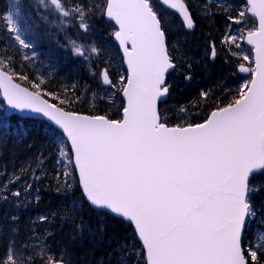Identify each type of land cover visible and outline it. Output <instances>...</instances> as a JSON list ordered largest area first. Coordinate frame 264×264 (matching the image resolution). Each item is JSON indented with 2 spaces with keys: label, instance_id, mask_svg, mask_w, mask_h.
<instances>
[{
  "label": "snow or ice",
  "instance_id": "snow-or-ice-1",
  "mask_svg": "<svg viewBox=\"0 0 264 264\" xmlns=\"http://www.w3.org/2000/svg\"><path fill=\"white\" fill-rule=\"evenodd\" d=\"M162 3L178 9L188 29L194 27L183 0ZM39 4L61 22L75 17L80 29L88 31L91 10L85 5L68 7L64 0H39ZM246 5L237 17L228 19L241 24L248 13L258 17V27L246 36L253 46L255 68L239 66L252 78L201 123L170 127L162 120L157 105L169 92L166 74L175 63L151 0H106L105 14L118 26L114 37L128 71L127 77H120L126 98L122 119L83 115L49 103L39 91L13 83L5 70L10 58L0 57V90L7 105L40 113L62 130L70 141L86 200L134 224L147 264H264V247L244 246L249 224L264 217V206L253 200L262 186L250 184L253 174L264 173V0H246ZM18 15V8L10 10L0 15V21L3 30L27 48L31 45L23 38L26 26ZM237 38L245 39L243 33L227 37L233 44ZM72 45L76 55L85 54L84 46L75 41ZM88 51L98 54L99 49L92 46ZM216 55L212 46V58ZM242 59L247 61L249 56ZM101 78L115 87L106 69ZM60 155H66L63 148ZM12 195L19 197L20 192ZM27 251L11 243L0 264H34L22 255ZM41 251L48 253L43 257L46 264H64L62 256L46 246Z\"/></svg>",
  "mask_w": 264,
  "mask_h": 264
},
{
  "label": "trees",
  "instance_id": "trees-1",
  "mask_svg": "<svg viewBox=\"0 0 264 264\" xmlns=\"http://www.w3.org/2000/svg\"><path fill=\"white\" fill-rule=\"evenodd\" d=\"M185 1L196 22L194 32L186 31L177 15L158 0H151L175 63L167 78L168 100L160 105L162 120L168 126L203 122L216 107L237 95V87L250 80L235 69L242 61L240 49L227 39L241 30L228 17H237L238 7L245 2L197 0L198 12L190 0ZM64 2L68 7L83 4L91 10L86 20L88 29L95 47L99 40L102 42L94 61L87 65L67 51L68 27L55 18L56 13L43 11L37 0H0V15L18 8L17 19L26 26L23 38L31 45L25 55L8 45L11 36L0 21V57L11 61L5 70L20 84L69 111L119 120L124 106L120 77H126V71L113 41L116 28L104 18L106 0ZM249 25L241 32L251 30ZM212 46L219 53L213 61ZM103 68L115 87L102 86ZM35 84L40 87L35 88ZM48 92L56 95L48 96ZM61 148L65 156L60 155ZM15 177L19 179L10 182ZM250 184L262 186L253 200L257 206H264V173L254 175ZM16 191L19 198L12 195ZM4 195L7 199L2 198ZM40 217L46 219L41 221ZM261 237L264 217L249 224L244 246L264 241ZM11 243L17 250L27 247L22 255L31 257L34 264H46L43 257L48 253L41 251L45 246L62 256L66 264H146L132 226L85 201L64 136L40 119L5 117L0 95V259Z\"/></svg>",
  "mask_w": 264,
  "mask_h": 264
},
{
  "label": "rangeland",
  "instance_id": "rangeland-1",
  "mask_svg": "<svg viewBox=\"0 0 264 264\" xmlns=\"http://www.w3.org/2000/svg\"><path fill=\"white\" fill-rule=\"evenodd\" d=\"M37 2H38V5L40 6V8H41L43 11H50V10H45V9L43 8V6H41V5L39 4V0H37ZM190 3H192V4L194 5V8H195V9H198V10H199L198 12H201V11H200V8H197V7H196V5H197V0H190ZM195 4H196V5H195ZM246 6H247V5L245 4L243 7L240 8V7H238V6L236 5V7H238L239 10L244 9ZM55 18L58 19V20L60 21L61 24H64L66 27H68V31H69L70 37L68 38V40H67V44H66V49H67V51H71V52L74 54V56L76 55L75 52H74V50H73L72 41H75L76 44H78V45H82V46H84V48H85V54H84L83 56H77V55H76V56H77L78 58H80V59L82 60L83 63H85V64H87V65H90V64L94 61V59L96 58V55H97V54H90L89 51H88V49H89L90 47L95 46V40H94V37L91 35V34H92L91 31H89V29H88L87 32L81 30L80 27H79V20L76 19L75 17L66 18V19L64 20V22H61V19L58 18V15H57V14L55 15ZM252 22H255V20H254L252 17H250L249 15H247V16L244 18V22H243V23H241V24H234L235 27L241 28V30L236 31V33H234V35H232V36L239 37V35H237V34H239V32H241V31L244 29V27L246 26V24H250V25L248 26V29H252ZM231 23H232V22H231ZM241 33H243V32H241ZM241 33H240V34H241ZM245 34H247V32H246ZM245 34L243 33L244 37H245ZM244 41H245V39H239V38H237V41H236V43H235L236 46L239 45L238 48L240 49V55H241V60H242L240 63H238V64L235 66V69H237L238 66L241 65V64H243V65H245V66H247V67H249V68H251V69H254L253 64H252V62H253V58H252V51H251V48L248 47V46L245 44ZM10 44L13 45L15 48H17V49H18L20 52H22L24 55L28 53V52H27V48H25V47H23L22 45H20L17 41H15V40L12 38V36H11V40H10V42H9L8 45H10ZM5 45H6V44H5ZM8 45H7V46H8ZM7 46H6V47H7ZM55 46H57V45H55ZM99 46H102V42H101L100 40H99L98 44L96 45V48H99ZM4 48H5V47H4ZM0 50H1V49H0ZM64 50H65V47H64ZM216 53L219 55L218 52H216ZM210 54H211V51H210ZM244 55H248V56H249V60L244 61V60L242 59V56H244ZM215 58H216V57H215ZM34 60L37 61V60H38L37 57H34ZM227 62H228V61H227ZM227 62H226V63H227ZM228 68H231V66H228ZM195 83H196V82H195ZM237 88L239 89V87H237ZM256 243H259L262 247H264V241H259V240H257Z\"/></svg>",
  "mask_w": 264,
  "mask_h": 264
},
{
  "label": "water",
  "instance_id": "water-1",
  "mask_svg": "<svg viewBox=\"0 0 264 264\" xmlns=\"http://www.w3.org/2000/svg\"><path fill=\"white\" fill-rule=\"evenodd\" d=\"M159 1L162 3V0H159ZM245 1H246V0H245ZM183 2L186 4V2H185L184 0H183ZM162 4H163V3H162ZM165 6H166L167 8H169V9H171V7H170L169 5H165ZM186 6H187V4H186ZM187 8H188V10H189V7H188V6H187ZM171 10L177 13V15L180 17V19H181V21H182V23H183V25H184V27H185L186 30H188V31H193V30H195V28H196V23H195L193 17H192V19H193V21H194V27H193L192 29H188V28L185 26L184 22H183V16H182V14L179 12V10H178V9H171ZM189 12H190V10H189ZM190 13H191V12H190ZM248 14L256 20V22H257V27H258V17H254L251 13H248ZM191 16H192V14H191ZM105 19H106L107 21H109V22H112V23L117 27V30H118V26L115 24V22H114L113 20H111L110 18H108V17L106 16V14H105ZM246 36H247V35H246ZM246 36H245V41H244V42H245L246 45H248L249 47H251V48H252V51H253V46L247 43ZM113 39H114L115 43L118 45V47H119V49H120V53H121V56H122V58H123L124 68H125V70H126V72H127V75H128L127 64H126V61H125V59H124V53H123V50H122L121 46L119 45V42L115 39L114 36H113ZM79 56H80V55H79ZM212 59H213V58H212ZM254 60H255V54H254V51H253V62H254ZM244 67H247V66H244ZM247 68H248V67H247ZM254 68H255V63H254ZM238 69H239V67H238ZM172 70H173V69H170L169 72L166 74V81H167V76H168V74H169L170 72H172ZM103 71H104V70H103ZM240 72H241V71H240ZM241 73H243V74H249V72H241ZM13 83H17V84H19L21 87L26 88L25 86H23V85H21L19 82H17L14 78H13ZM102 83H103V82H102ZM103 85H104L105 87H111V85H107V84H104V83H103ZM29 91H32V90L29 89ZM0 92H1V97H2V99H3V101H4V104H5V107H4V115H5L6 117H11L12 115H16V116H19V117H22V118H36V119H42V120L46 121L48 124H50L51 126H53V127H55L56 129H58L60 132H62V130H60V129L58 128V126H56L52 121H50L47 117H45L44 115H42V114H40V113H36V112L30 111V110L20 111V110H17V109H15V108H12V107L8 106L7 103H6V100H5L4 97H3L2 90H0ZM121 95H122V98H123V100H124V106H125V105H126V98L123 97V94H121ZM42 97H43V96H42ZM43 98H44V97H43ZM167 98H168V93H167V95H166L165 97H162V98L158 101V105H157L158 110H159V105H160L162 102H164ZM44 99H45V98H44ZM46 100H47V99H46ZM49 103H51V102L49 101ZM58 107H59V106H58ZM66 111H67V110H66ZM79 114H81V113H79ZM83 115H87V114H83ZM122 118H123V113H122ZM65 138H66V137H65ZM66 140H67V138H66ZM67 142H68V145H69L70 151H71V153H72V149H71L70 141L67 140ZM72 158H73V164H74V168H75V171H76V174H77V178H78V181H79V172H78V169H77L76 166H75V162H74V156H73V154H72ZM258 173H260V172H257V173H255V174H258ZM255 174H253V175H255ZM253 175H252V176H253ZM252 176H251V177H252ZM251 177H250V178H251ZM79 186H80L81 191H82V186L80 185V182H79ZM82 194H83V191H82ZM83 196H84V194H83ZM84 199L86 200L85 196H84ZM86 202L90 205V203H89L87 200H86ZM90 206H91L92 208H94V209L101 210V211H105V212H107V213H109V214H111V215H113V216H115V217H117V218L123 219L125 222H127L128 224H130V225L133 227V229H134V224H132L131 222H129L126 218H123V217L117 216V215H115V214H112L109 210H106V209H99V208H96V207H94V206H92V205H90ZM134 231H135V230H134ZM135 233H136V232H135ZM136 235H137V238H138L139 242H140L141 245H142V241L139 239L137 233H136ZM142 247H143V245H142ZM143 249H144V248H143ZM144 252H145V258H146V251L144 250ZM64 264H66V263L64 262Z\"/></svg>",
  "mask_w": 264,
  "mask_h": 264
}]
</instances>
